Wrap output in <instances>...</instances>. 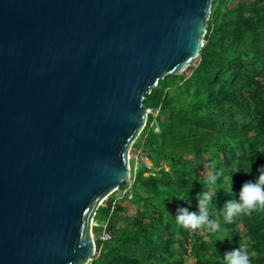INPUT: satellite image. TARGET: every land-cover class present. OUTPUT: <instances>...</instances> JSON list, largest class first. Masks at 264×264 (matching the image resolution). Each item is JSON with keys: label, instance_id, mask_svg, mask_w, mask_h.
I'll list each match as a JSON object with an SVG mask.
<instances>
[{"label": "water", "instance_id": "obj_1", "mask_svg": "<svg viewBox=\"0 0 264 264\" xmlns=\"http://www.w3.org/2000/svg\"><path fill=\"white\" fill-rule=\"evenodd\" d=\"M215 0H0V264H89L145 95L201 55Z\"/></svg>", "mask_w": 264, "mask_h": 264}, {"label": "trees", "instance_id": "obj_2", "mask_svg": "<svg viewBox=\"0 0 264 264\" xmlns=\"http://www.w3.org/2000/svg\"><path fill=\"white\" fill-rule=\"evenodd\" d=\"M195 63L145 95L158 114L149 113L132 149L142 148L132 197H108L98 209L96 220H108L113 238L102 248L98 243L89 264H224V254L240 245L251 264H264V210L232 223L219 212L264 167V0H215ZM220 169L213 218L223 231L177 224L178 209L198 212L207 173ZM102 230L94 226L96 234Z\"/></svg>", "mask_w": 264, "mask_h": 264}, {"label": "clouds", "instance_id": "obj_3", "mask_svg": "<svg viewBox=\"0 0 264 264\" xmlns=\"http://www.w3.org/2000/svg\"><path fill=\"white\" fill-rule=\"evenodd\" d=\"M258 175L254 180H249L241 185L238 199L226 202L222 211H219L226 223H232L234 218L240 214L251 215L253 212L264 210V167L259 168ZM251 173L250 171L245 174ZM223 177V169L211 170L205 177L207 190L198 195V212L189 211L188 208L178 209L174 217L177 224L196 230L206 227L210 233L223 231L219 219L213 218V198L217 191L218 181ZM225 184L229 193L232 192V176L225 178ZM211 216V218H210ZM227 238V236H225ZM224 238V239H225ZM224 264H251L246 245H240L223 256Z\"/></svg>", "mask_w": 264, "mask_h": 264}, {"label": "built area", "instance_id": "obj_4", "mask_svg": "<svg viewBox=\"0 0 264 264\" xmlns=\"http://www.w3.org/2000/svg\"><path fill=\"white\" fill-rule=\"evenodd\" d=\"M149 113H154V115L157 116L158 111H153V109H148V114ZM152 125H155V129L157 131H159V127H158V124H157L156 120H154ZM141 157H142V148H140L138 153H137V162L139 161V159H141ZM135 181H136L135 180V176L132 174V177L128 181L125 182L126 186L124 187V189H121V187H120V189H118L117 191L114 192V193H117L116 196H112L114 194L113 193L109 197L115 198V200H117L118 198H121L123 195H126V194L131 196L132 192H133V187H134ZM104 204H105V200L102 202V205H104ZM94 226L103 227V230L101 231V233L96 235L95 232H94ZM93 233H94V238H95V241H96V244H97V253H98V243L100 244V248H102L108 241H110L113 238V233L109 229L108 220L107 221H103V220H96V218H94V221H93Z\"/></svg>", "mask_w": 264, "mask_h": 264}, {"label": "rangeland", "instance_id": "obj_5", "mask_svg": "<svg viewBox=\"0 0 264 264\" xmlns=\"http://www.w3.org/2000/svg\"><path fill=\"white\" fill-rule=\"evenodd\" d=\"M194 62H196L195 64H197L198 59H196V61H194ZM130 160H131L132 174H133V175H136V173H137V171H138V165H139V163L137 162V153L132 154V151H131ZM116 194H117V193H114L112 196H116ZM95 234H96V233H95ZM96 235H97V234H96ZM177 252H178V253L180 252V254H181L182 256L184 255V253L181 252V251H179V250H177ZM188 263H193V258H192L191 256L188 258Z\"/></svg>", "mask_w": 264, "mask_h": 264}, {"label": "crops", "instance_id": "obj_6", "mask_svg": "<svg viewBox=\"0 0 264 264\" xmlns=\"http://www.w3.org/2000/svg\"><path fill=\"white\" fill-rule=\"evenodd\" d=\"M131 197H132V195H131Z\"/></svg>", "mask_w": 264, "mask_h": 264}]
</instances>
